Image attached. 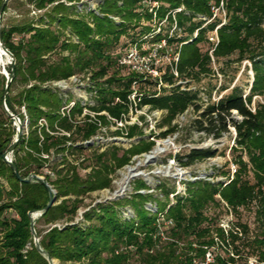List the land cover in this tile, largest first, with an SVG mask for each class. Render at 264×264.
<instances>
[{
    "label": "trees",
    "instance_id": "16d2710c",
    "mask_svg": "<svg viewBox=\"0 0 264 264\" xmlns=\"http://www.w3.org/2000/svg\"><path fill=\"white\" fill-rule=\"evenodd\" d=\"M81 1L24 0L34 11H44L39 24L22 20L1 28L3 45L15 64L5 99L6 80L0 75V264H48L33 245L28 217L45 208L48 190L36 180L19 182L4 162L3 154L11 147L16 130L3 102L20 122L27 123L26 135L12 154L20 177H43L55 192V204L36 220L48 229L41 235L34 228L42 250L58 264H248L250 258L264 264V102L252 106L254 98L264 96V0H103L98 14L89 12V20L69 13ZM149 3L157 6L149 8ZM141 21L166 23V33L160 25L152 43L160 46L164 41L165 49L177 55V62L173 57L158 78L130 71L120 64L126 49L116 52L122 37ZM213 32L215 41L207 38ZM204 43L209 45L205 52L200 47ZM52 55L58 58L52 61ZM232 56L238 65L250 63L249 94L243 96L239 87H233L216 102L210 95L202 102L199 90L189 89L190 83L214 75L211 63L229 62ZM77 74L90 75L97 101L90 108L94 116L85 114L80 120H76L84 111L80 102L67 110L59 94L47 88ZM17 83L22 87L12 95ZM132 106L162 112L156 127L165 130L144 139L142 125L125 124L115 137L138 139L130 148L113 145L86 155L91 148L83 144L110 121L127 122ZM16 108L24 109L25 116ZM190 109L197 116L192 122L194 130L205 137L220 141L233 132V143L227 148L230 160L219 172L223 181L187 182L182 195L160 186L163 202L137 193L148 187L135 181L130 198L98 204L85 212L84 222L90 223L86 228L74 223L86 196L111 189L112 176L133 157L149 154L155 138L180 133L174 120ZM139 119V123L145 120L143 116ZM217 155L218 150L210 148L190 149L187 154H175L174 160L180 167H190ZM52 156L59 161L49 166ZM88 161L91 165L85 166ZM86 168L89 172L81 175ZM148 201L155 202L156 213L145 209ZM123 206L134 209L136 220L119 217L117 209ZM221 208L235 219L227 229L219 225L218 214L211 212ZM241 211L252 212V229L241 222ZM158 214H163V221ZM206 256L211 257L209 262Z\"/></svg>",
    "mask_w": 264,
    "mask_h": 264
},
{
    "label": "rangeland",
    "instance_id": "374dc122",
    "mask_svg": "<svg viewBox=\"0 0 264 264\" xmlns=\"http://www.w3.org/2000/svg\"><path fill=\"white\" fill-rule=\"evenodd\" d=\"M102 2L103 0H82L80 3L74 4L70 7L69 13L75 18L89 20V12L98 14V7ZM155 6H157V3H149L148 5L149 8ZM7 7L8 9L3 14L1 21V26L3 25L5 27L22 20H32L36 24H39V18L44 14V11L37 12L34 11L32 7L25 5L24 0H9ZM219 17L222 18V22H224L222 13L219 14ZM113 19L115 23L119 22L117 17ZM160 25L162 33H166L168 25L164 22L157 24L156 22L141 21L138 27L129 29L127 34L122 37L116 47V52H124V49H126L125 53H122V55L125 56L128 48H137L141 56H145L146 59L152 57L151 62L154 63L156 68L160 71L158 72V76H160L165 70V67L170 64L174 57L172 51L170 49L166 50L164 47L165 44H162V42L160 43L162 46L161 48L158 43H152V36L158 33ZM146 28H151V30H155V32L146 33ZM66 34L68 37L70 36L73 42H77V39L70 35L69 32H66ZM215 37V32L207 34L209 40L215 39ZM14 40L16 41L17 39ZM200 47L203 52L209 49V45L206 43L201 44ZM64 54L68 55V53ZM57 58L58 55H52L50 57L52 61ZM235 60L236 56H232L229 62L221 60L219 63H215L213 61L211 67L214 71V75L202 79L199 83H190L189 89L194 91L199 90L198 97L202 98V102L204 103L207 102L208 95L211 96V101L216 102L222 96L228 94L233 87H239L243 92V96H247L253 81V72L248 61H243L238 65ZM11 63L12 61L8 56L0 59V75L2 77H4L2 75L4 72L8 73L7 70ZM89 76V74H77L67 81L55 82L47 86L48 89L57 92L63 99L64 103H66V106H64L65 109L69 110L74 102L78 101L81 103L84 107L83 115L77 117L76 120H80L85 114L93 117L94 113L90 111V108L97 106V101L93 93L94 84L89 80ZM180 83L181 82L178 81L177 84ZM21 87L22 86L19 83L15 84L12 88V95L17 94ZM163 87L169 88L165 85ZM158 89L159 86L156 87V90ZM132 98L133 96L131 99ZM257 101L264 102V96L254 98L252 106H254ZM16 110L18 111V114H25L24 109L19 110L16 108ZM162 114L163 113L159 111H149L148 108L135 110V106H132V109H130L128 115L125 117L127 120L126 125L134 123H137L140 126L142 125L145 134L144 139H149L150 134L153 133L156 136L161 131L165 130V128L158 130L156 127L162 119ZM141 116H143L145 120L144 122L139 123V117ZM196 118L197 116L192 109L178 116L174 120V124L178 125L182 131L165 139L155 138L154 149L149 154H142L133 157L127 166L117 171V173L112 176L111 189L95 192L86 196L83 202V207L78 210L74 223L86 228L90 223L84 222L83 214L85 212L90 211L92 208H97L96 206L98 204L106 205L111 202L130 198V196L135 193V181H143L148 187L147 190H140L137 193L142 195H152L153 198L161 200L162 202L164 199L159 190L160 186L165 187L168 190L174 188V195H182L186 190L185 184L187 182L205 180L217 183L223 181L225 178L222 177L219 172L223 171L225 164L230 160L229 150L227 148L233 143V132H231L230 136H226L220 141L207 138L204 134L198 133L194 130L192 122ZM124 125L125 123L121 125L115 121H110L108 127L101 128L99 133L91 141L83 144L84 147L91 148L90 150H87L86 155L92 150L103 151L107 147L113 145L123 149L130 148L132 144L138 141V139L129 140L124 137H115V133L120 129H123ZM21 126L22 135H26V120L21 122ZM11 127L16 130L13 122ZM153 138L150 140H153ZM208 148L218 150V155L214 158L197 162L190 167H180L176 160H174V155L177 153L184 155L187 154L190 149ZM221 152H224L225 155H220ZM58 161L59 157L52 156L49 159L48 165L52 166ZM88 165L90 166L91 162L88 161V163L85 164V166ZM89 170V168H86L81 170L80 173L81 175H84L87 174ZM1 184L7 188L5 181H1ZM169 201L172 203L174 202L172 196L169 197ZM144 207L148 212H157L155 202L153 201L146 202ZM117 210L119 212V217L123 221L136 220V213L132 207L123 206ZM211 212L218 214L219 225H229V223L235 222L234 216H232L230 212H227L225 208ZM38 218L39 217L35 216L34 220L36 221ZM240 219L241 222L247 223L251 229L254 227L253 214L251 211H241ZM48 227L49 226L42 221L35 222V228L41 235L44 234ZM54 262L55 264H58L57 261ZM248 264H255V258H250Z\"/></svg>",
    "mask_w": 264,
    "mask_h": 264
},
{
    "label": "water",
    "instance_id": "95a60500",
    "mask_svg": "<svg viewBox=\"0 0 264 264\" xmlns=\"http://www.w3.org/2000/svg\"><path fill=\"white\" fill-rule=\"evenodd\" d=\"M9 0H3V3L1 4L0 6V49L2 50V52L4 54H6L10 60L12 61V63L10 64L11 66V72L10 74L4 72L2 75L4 76L6 82H5V87H4V93H3V99H5V97L7 96L8 94V90H9V87H10V84L12 82V79H13V74H14V64H15V59L13 57V55L4 47L3 45V41H2V37H1V18L4 14V8L7 6ZM3 109H4V112L6 113V115L12 120V122L15 124V127H16V134L14 136V139H13V143L11 145V147L3 154V160L4 162L13 170L14 174L16 175L17 179L19 180V182L21 183H30L32 182V180H36L38 182H41L44 184V186L46 187V189L48 190V194H49V200L45 206V208L41 211V212H36V213H28V217L30 219V231H31V236H32V241H33V245L36 249V251L41 255L43 256L47 263L48 264H55L54 260H52L49 256H48V253L45 252L44 250H42L40 244H39V237L36 233V230L34 228V217L37 216V217H40L42 213L46 212L50 207H52L54 204H55V192L51 189V187L44 183V180L43 178L41 177H38V176H32L30 178H21L16 167L14 166V164L12 163V154L15 150V147L17 146V144L19 143L21 137H22V126H21V122L19 120V118L12 114L8 108L6 107V104L5 102H3ZM27 124V123H26Z\"/></svg>",
    "mask_w": 264,
    "mask_h": 264
},
{
    "label": "built area",
    "instance_id": "2783aa9c",
    "mask_svg": "<svg viewBox=\"0 0 264 264\" xmlns=\"http://www.w3.org/2000/svg\"><path fill=\"white\" fill-rule=\"evenodd\" d=\"M216 39V37H215ZM215 39H212L211 41H215ZM162 44H165L164 41H162ZM131 47V46H130ZM162 47L161 45L159 46ZM152 57L147 58L145 56H141V54L138 52L137 48H128L127 53L125 56H122L120 64L129 68L130 71L143 75V76H150L152 78H158V69L156 68V65L151 62ZM177 55L174 57V61L177 62ZM176 76V72H174ZM71 79V78H70ZM25 115V114H24ZM120 123V122H119ZM125 124L127 122H124ZM123 125L122 123H120ZM173 197V195H171ZM159 220L163 221L164 216L163 214H158ZM166 225H170L171 222L165 223ZM220 226L224 229H227V225L220 224ZM207 262L211 260L210 256H206Z\"/></svg>",
    "mask_w": 264,
    "mask_h": 264
},
{
    "label": "bare ground",
    "instance_id": "6f19581e",
    "mask_svg": "<svg viewBox=\"0 0 264 264\" xmlns=\"http://www.w3.org/2000/svg\"><path fill=\"white\" fill-rule=\"evenodd\" d=\"M5 56H7L6 54H4L3 52H2V50L0 49V59H2L3 57H5ZM130 172V171H129ZM131 173V172H130Z\"/></svg>",
    "mask_w": 264,
    "mask_h": 264
}]
</instances>
